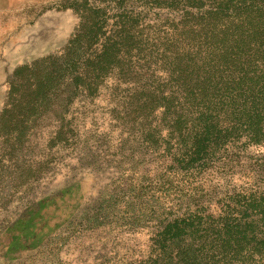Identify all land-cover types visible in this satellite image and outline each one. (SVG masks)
Listing matches in <instances>:
<instances>
[{
	"label": "rangeland",
	"instance_id": "1",
	"mask_svg": "<svg viewBox=\"0 0 264 264\" xmlns=\"http://www.w3.org/2000/svg\"><path fill=\"white\" fill-rule=\"evenodd\" d=\"M74 2L0 0V264H143L170 218L189 207L218 215L227 192L264 188V143L229 144L187 173L166 150L167 127L149 141L142 113L129 109L140 84L162 80L155 66L141 77L113 72L91 97L55 99L25 128L21 114L5 113L10 82L25 103L21 90L63 54L80 22ZM126 2L149 37H164L179 19L169 8ZM160 112L147 119L151 129Z\"/></svg>",
	"mask_w": 264,
	"mask_h": 264
},
{
	"label": "trees",
	"instance_id": "2",
	"mask_svg": "<svg viewBox=\"0 0 264 264\" xmlns=\"http://www.w3.org/2000/svg\"><path fill=\"white\" fill-rule=\"evenodd\" d=\"M99 1L75 0L80 22L63 54L50 56L52 68L21 90L25 103L13 98L18 89L10 82L5 113L21 114L25 128L55 99L91 97L113 72L141 77L155 66L162 80L151 89L140 84L129 112L142 113L152 143L161 138L158 127H167L165 147L178 168L193 173L242 140L264 143V0H136L179 12L158 38L144 34L133 4ZM26 71L33 72H17ZM159 110L151 129L147 119ZM207 209L170 218L143 264H264V188L227 192L218 215Z\"/></svg>",
	"mask_w": 264,
	"mask_h": 264
}]
</instances>
